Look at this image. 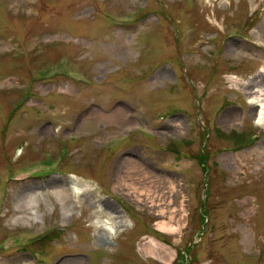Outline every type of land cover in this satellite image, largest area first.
<instances>
[{"label":"rangeland","instance_id":"rangeland-1","mask_svg":"<svg viewBox=\"0 0 264 264\" xmlns=\"http://www.w3.org/2000/svg\"><path fill=\"white\" fill-rule=\"evenodd\" d=\"M253 97L264 0H0V264H264Z\"/></svg>","mask_w":264,"mask_h":264},{"label":"bare ground","instance_id":"bare-ground-1","mask_svg":"<svg viewBox=\"0 0 264 264\" xmlns=\"http://www.w3.org/2000/svg\"><path fill=\"white\" fill-rule=\"evenodd\" d=\"M248 94H251V93H248ZM252 100L259 102V105L256 104L255 108H257V106H260V108H259L260 122L264 121V102L260 98H257V97H253ZM75 128H77V125L75 126ZM23 181H24V179L20 178L17 180L16 184H21ZM118 184H119V182H118ZM116 185H117V183H116ZM51 188L54 189L55 192L59 191L58 189H60V191H63V188L60 187L58 184L52 185ZM129 188L132 189L134 187L129 186ZM81 189H82L81 186H76L77 191L80 192ZM174 189L175 188L172 187V190H174ZM9 190L10 189L8 188V193H9ZM129 192L135 193V189H132V191H129ZM33 195H35V189L30 187L26 191L18 193V199L20 201L24 200L23 203L25 204V206L28 207V206H30V200H31ZM150 204H153V200H150ZM161 213H163V212H161ZM105 227L107 229H113V227L110 225H105ZM117 227H119V226L117 225ZM155 227L160 231L169 232V233H174L179 229L178 226L168 224L164 221L156 222ZM106 238L110 239L108 236H106ZM143 249L146 250L147 252L151 253V254L158 251L159 254H162V255H160V258L164 261H168V260L172 259V257L174 256V251L170 246H167L166 244L162 243L161 241L157 240L154 237L148 238V240L143 244Z\"/></svg>","mask_w":264,"mask_h":264}]
</instances>
